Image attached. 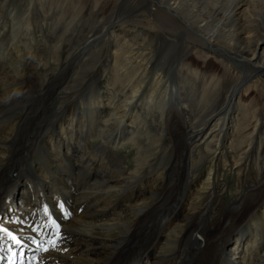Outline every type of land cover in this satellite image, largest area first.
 <instances>
[{
    "label": "bare ground",
    "instance_id": "6f19581e",
    "mask_svg": "<svg viewBox=\"0 0 264 264\" xmlns=\"http://www.w3.org/2000/svg\"><path fill=\"white\" fill-rule=\"evenodd\" d=\"M263 15L264 0H0V217L56 240L37 264H232L233 233L237 261L264 264ZM34 45L48 57L30 77ZM222 163L240 183L224 210Z\"/></svg>",
    "mask_w": 264,
    "mask_h": 264
},
{
    "label": "rangeland",
    "instance_id": "374dc122",
    "mask_svg": "<svg viewBox=\"0 0 264 264\" xmlns=\"http://www.w3.org/2000/svg\"><path fill=\"white\" fill-rule=\"evenodd\" d=\"M67 16V14H66ZM138 18V17H137ZM139 19V18H138ZM257 21L259 22V24H264V15L257 19ZM7 24V23H6ZM32 24V23H31ZM10 26V21L8 22L7 24V27ZM7 27H5L7 29ZM4 28V26L2 27V29ZM264 28L263 26L260 27V29ZM2 29H0V31H2ZM29 32V31H28ZM39 32H34V35L31 37V34H28V35H21V38H22V42L24 45H30L31 42H32V39L33 38H36V36H39ZM264 41V40H263ZM264 43V42H263ZM264 45V44H263ZM262 45V48L264 49V46ZM261 48V49H262ZM33 51V59L31 61V63H34V64H30V67H29V75L30 77H34V75H36V70H35V66H37V64H44V60L47 59L48 56H46L45 54L43 55V53L41 52L40 50V46L38 45H34V48L32 49ZM41 53H42V56H41ZM30 56V54H29ZM43 57V58H42ZM1 61V60H0ZM36 64V65H35ZM10 65L9 64H5V67H7L8 69L10 68L9 67ZM38 73L43 76V72L41 71H38ZM254 93H256V95L258 93H260L259 89L261 88H258V87H254ZM264 102V101H263ZM63 138H65V136L63 135ZM93 143H98V138L97 139H94V140H89L88 141V144L90 145V143L92 144ZM117 151H119V153L124 157L125 159V164L129 165V166H133L134 163H135V157H136V151L135 149L131 148V147H125V148H117L116 149ZM205 169V168H204ZM203 169V170H204ZM219 179H220V182L225 184L226 186V190L225 192L223 193L222 195V198H221V202L219 203V207L221 210H224L226 207L230 206L232 204V202L234 201L235 199V196L237 195V193L239 192L238 188L240 186V183L238 182L237 180V175L236 173L234 172V170L232 169L231 167V164L228 163V164H225V163H222L220 165V168H219ZM247 180H249L250 178L247 176L246 177ZM193 184H195L194 180L191 181ZM198 186V185H197ZM196 186V188H197ZM199 187V186H198ZM195 193V191H194ZM194 193H192V195H190V199H188V202L195 196ZM13 205V204H12ZM17 207H20L19 204L16 205ZM6 220L7 219V216L5 217H0V226L1 228L5 225L6 223ZM182 222V221H181ZM216 222V221H215ZM217 223V222H216ZM10 228V226H8ZM246 227V226H245ZM236 233H233L232 236L227 240V245L229 247V252H227V258L229 260V263H232V264H240L237 259H236V251L235 250H232L230 248H232L231 244L235 243V235ZM21 239V238H20ZM226 239V238H225ZM22 240V239H21ZM166 242V241H165ZM159 249H157L156 251H152L150 253V257H148L150 261L154 260L155 256H159L161 255V252L158 251ZM151 258V259H150ZM144 260L143 262L145 261H148L145 259H142ZM141 260V261H142ZM148 261V262H150ZM244 263V261L242 262ZM145 264V263H144Z\"/></svg>",
    "mask_w": 264,
    "mask_h": 264
},
{
    "label": "snow or ice",
    "instance_id": "6c2138e0",
    "mask_svg": "<svg viewBox=\"0 0 264 264\" xmlns=\"http://www.w3.org/2000/svg\"><path fill=\"white\" fill-rule=\"evenodd\" d=\"M59 208H60L61 211H63L64 205L63 204H60L59 205ZM44 213L46 215H49V208L47 206L44 207ZM50 223L56 229V236H57V239H58L59 238L60 225L57 223V221L55 219H50ZM0 231L6 232L17 244L20 243V240H18L11 232H8L7 229H0ZM49 244L52 247H55L56 246V240H50L49 241ZM47 250L48 249L46 248L45 251H47Z\"/></svg>",
    "mask_w": 264,
    "mask_h": 264
}]
</instances>
